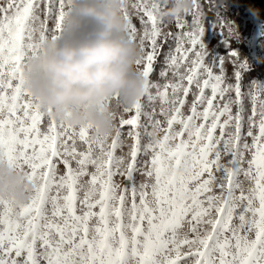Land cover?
<instances>
[{
    "label": "snow or ice",
    "instance_id": "6c2138e0",
    "mask_svg": "<svg viewBox=\"0 0 264 264\" xmlns=\"http://www.w3.org/2000/svg\"><path fill=\"white\" fill-rule=\"evenodd\" d=\"M122 3L151 111L116 95L114 131L95 136L57 121L25 86L27 60L62 35L73 0H0V156L35 185L27 203L0 196V264H264V90H242L235 51L225 82L198 0L190 24L174 18L179 33L163 31L162 0ZM219 28L227 43L230 22ZM169 39L168 82L154 84Z\"/></svg>",
    "mask_w": 264,
    "mask_h": 264
},
{
    "label": "clouds",
    "instance_id": "9594fccd",
    "mask_svg": "<svg viewBox=\"0 0 264 264\" xmlns=\"http://www.w3.org/2000/svg\"><path fill=\"white\" fill-rule=\"evenodd\" d=\"M193 4L171 0L161 15L182 16ZM122 8V0H73L62 35L48 39L25 67V86L43 109H51L57 121L91 125L95 136L110 135L116 127L110 98L118 95L121 105L131 106L146 91L145 77L136 68L142 50L127 36ZM250 11L260 19L261 9L250 6ZM34 187L26 170L0 156V196L27 203Z\"/></svg>",
    "mask_w": 264,
    "mask_h": 264
},
{
    "label": "rangeland",
    "instance_id": "374dc122",
    "mask_svg": "<svg viewBox=\"0 0 264 264\" xmlns=\"http://www.w3.org/2000/svg\"><path fill=\"white\" fill-rule=\"evenodd\" d=\"M162 3L166 5L164 9L171 7V0H162ZM250 6L261 9L260 19H256L253 16L250 11ZM212 8H215L214 5H212ZM219 8L220 6H216L215 10L218 11ZM227 8L226 17L218 15L214 17V19H217L215 22L214 20L208 21V19H206V11H204L200 5L202 19L206 28L202 40L209 50V60L216 61L217 58L224 57L225 65L223 75L225 77V82L235 83V68L228 56L229 52L235 51L240 60L245 64L240 79L242 90L245 93L256 89L264 90V69L261 68V63L264 64V0H231L225 9ZM182 17L186 19L189 24L191 23L192 17L190 15H182ZM221 19L230 22L233 29V34L229 37L227 43H225V37L220 33L219 21ZM213 24L217 26L216 31L212 27ZM162 28L164 32L179 33L181 31V29L176 26L174 18L165 19ZM226 35L227 30L225 29V36ZM170 41L172 43H166L168 48L166 52L164 50V54L169 51L170 47L173 50L175 48V41L172 39ZM160 59L164 60L163 56L159 57L156 61L154 71L150 75V81L154 84L158 83L163 85L167 83L168 80L160 76V72L165 68L160 63ZM213 71L217 75L221 74L219 65H217ZM169 78H171L170 72ZM155 91V89H152L153 94H155ZM205 91L210 95V89H206ZM141 99L145 102V110L151 111V108L147 105L146 97H142ZM188 99L191 100V96H189ZM245 104L246 109L250 112L251 104L247 98L245 99ZM158 105L159 102H157V110ZM233 110L235 111V108ZM143 119L142 117V121ZM126 130L127 126L125 127V131ZM150 130L151 128L149 127V131Z\"/></svg>",
    "mask_w": 264,
    "mask_h": 264
},
{
    "label": "trees",
    "instance_id": "16d2710c",
    "mask_svg": "<svg viewBox=\"0 0 264 264\" xmlns=\"http://www.w3.org/2000/svg\"><path fill=\"white\" fill-rule=\"evenodd\" d=\"M229 1H231V0H199L200 5L202 6V9L204 11H206V14H207L206 19H208V21L214 20L215 22L217 21V19L216 18L214 19V17H217L218 15H222V16L226 17V15H227L226 12L228 11V8L227 9H225V8L228 6ZM212 5H214L215 8H216V6H218V7L220 6L219 10L216 11L215 8H212ZM133 22L137 24L138 28L140 27L139 20L137 18H134ZM53 26H54L53 22H49V29L50 30L52 29ZM170 40L171 39H169L167 41L168 44L172 43ZM167 48H168L167 44L165 43L164 47L162 49L161 55L159 57L163 56V58H164V50L166 52ZM159 61L164 67H166L164 60L160 59ZM261 68L264 69V64H262V63H261ZM258 77H260V76H258ZM61 169H62V166H61Z\"/></svg>",
    "mask_w": 264,
    "mask_h": 264
}]
</instances>
